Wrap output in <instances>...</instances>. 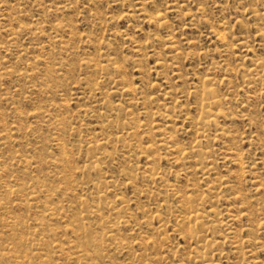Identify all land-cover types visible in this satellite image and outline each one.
Returning a JSON list of instances; mask_svg holds the SVG:
<instances>
[{"label":"rangeland","instance_id":"1","mask_svg":"<svg viewBox=\"0 0 264 264\" xmlns=\"http://www.w3.org/2000/svg\"><path fill=\"white\" fill-rule=\"evenodd\" d=\"M250 9L258 16L251 17ZM150 14H160L159 21H146ZM0 42L5 44L0 43V264H78L70 256L73 250L61 252L57 245L67 248L66 243L77 240L71 229L80 232L78 197L90 198L95 193L81 191L74 184L83 178L79 169L89 163L87 157L100 152L108 155L98 162L102 170L87 179L101 181L102 186L107 180L114 181L116 190L107 192L106 201L113 204L121 197L126 205L118 207V214L105 211V218L125 216L131 222L119 225L115 233L125 247L107 241L93 262L191 263L193 244L177 229L189 226L182 221L186 208L181 205L184 197L192 195L196 201L187 207L200 208L203 199L204 209L220 211L217 218H226L229 207L238 214L232 228L242 246L240 254L233 255V245L229 239L223 240L228 235L225 226L206 234L210 240L220 241L228 255L229 260L222 259V264H264V227H257L264 222V189H254L256 182L264 183V64L256 67L264 59V0H0ZM206 78L226 117H219L218 125L207 128V137L200 139L207 153L201 164L192 161L172 167L164 150L147 151L145 147L158 141L159 130L166 126L176 128L174 135L180 145L195 144L194 122L201 110L190 93L208 81ZM128 84L136 92L123 93L121 89ZM145 95L149 101L144 102ZM103 101L118 104L122 111L103 115ZM170 111L174 115L169 121L163 115ZM59 119L64 122L55 124ZM138 125L140 128L130 129ZM103 137L107 139L103 148L88 149ZM228 147L244 154L226 157ZM62 155L66 161L56 164L55 159ZM17 156L27 157L33 164L27 166ZM149 157L155 160L157 172L182 190L145 181ZM207 185L214 188L207 191ZM11 186L22 188L27 195L42 192L35 199L23 192L7 194L5 190ZM234 192L246 197L245 204L231 203ZM27 197V203L17 205ZM48 206L59 209L50 217ZM153 214L163 219V233L158 232L160 221ZM84 222L96 231L94 238L101 239L109 230L99 228L97 218ZM150 240L156 244L146 248ZM156 254L159 260L154 262Z\"/></svg>","mask_w":264,"mask_h":264},{"label":"bare ground","instance_id":"2","mask_svg":"<svg viewBox=\"0 0 264 264\" xmlns=\"http://www.w3.org/2000/svg\"><path fill=\"white\" fill-rule=\"evenodd\" d=\"M138 2V1H137ZM182 2V1H181ZM189 2V1H188ZM193 2V1H192ZM139 3V2H138ZM141 4V3H140ZM144 5V4H142ZM141 6V5H140ZM184 6V5H183ZM145 7V6H143ZM59 8V7H58ZM142 8V7H141ZM64 9V8H63ZM145 9V8H144ZM59 10V9H58ZM140 10V8H139ZM169 10V9H168ZM54 11V10H53ZM57 11V10H56ZM66 11V10H65ZM138 12H141V11H138ZM197 11L195 10V13ZM40 14V13H39ZM197 14V13H196ZM248 14L252 17H257L258 16V13L256 10H251L248 12ZM126 15V14H125ZM195 15V14H193ZM127 16V15H126ZM130 16V14H129ZM128 16V17H129ZM159 16L160 14H150L148 16H146L145 18L147 19L146 21H159ZM196 16V15H195ZM191 17V16H190ZM197 18V17H196ZM8 21V19H7ZM6 21V22H7ZM162 21V20H161ZM59 22H62V21H59ZM164 23V22H161V24ZM237 23L239 24V26H241V23L239 21H237ZM63 24V23H62ZM224 24V23H223ZM222 24V25H223ZM7 25V24H6ZM33 25V24H32ZM35 25V24H34ZM54 25V24H53ZM52 25V26H53ZM65 25V24H64ZM36 26V25H35ZM38 26V25H37ZM67 27V25H65ZM54 27V26H53ZM65 27V28H66ZM2 28V27H1ZM26 28V27H25ZM64 28V27H63ZM220 28V27H219ZM4 29V28H2ZM37 29V28H36ZM35 29V30H36ZM42 29V28H41ZM57 29V28H56ZM58 30V29H57ZM65 30V29H64ZM59 31V30H58ZM224 31H225V28H224ZM61 32V31H60ZM11 33V32H10ZM41 33V32H40ZM68 33V32H67ZM71 33H72V30H71ZM225 33V32H224ZM31 34V33H30ZM33 34H36V33H33ZM42 35V34H41ZM49 35H52V34H49ZM59 35V34H58ZM63 35V34H61ZM76 35V34H75ZM227 35V34H226ZM77 36V35H76ZM62 37V36H61ZM64 37V36H63ZM221 38H223L224 36H221ZM13 38V37H12ZM86 39V38H85ZM248 39V38H247ZM1 43V42H0ZM8 44V42H6ZM15 43H17L15 41ZM240 43H245L244 40L240 41ZM1 44H4V43H1ZM11 44V42L9 43ZM5 45V44H4ZM14 45V44H13ZM16 45V44H15ZM172 45V44H171ZM236 45V44H235ZM9 45H6V47H8ZM11 46V45H10ZM9 46V47H10ZM19 46V42H18V45ZM21 46V45H20ZM19 46V47H20ZM57 46V45H56ZM228 46V45H227ZM54 47V46H53ZM52 47V48H53ZM223 47V46H221ZM250 47V46H249ZM45 48V47H44ZM69 48V47H68ZM20 50L22 48H19ZM103 49V48H102ZM101 49V50H102ZM174 49V48H173ZM229 49V48H228ZM54 50V49H52ZM22 51V50H21ZM68 51V50H67ZM223 51V50H222ZM250 51V50H249ZM24 52V50H23ZM65 52V51H63ZM17 53V52H16ZM19 53V52H18ZM219 53V52H217ZM110 55V54H109ZM207 55V54H206ZM187 57V56H186ZM202 57V56H201ZM24 58V57H23ZM35 59V58H34ZM37 60V59H36ZM34 60V61H36ZM223 60V59H222ZM91 61V60H90ZM2 62V60H1ZM92 62V61H91ZM108 62L112 65V64H115V61L112 60V59H108ZM119 62V61H118ZM89 64V63H88ZM104 64V63H103ZM264 64V59L261 60V62H258L256 64V67H259L261 65ZM67 65V63H66ZM231 65V64H230ZM159 66V65H158ZM117 69H120V67L116 66ZM176 68V67H175ZM105 69V68H104ZM232 69V68H231ZM234 70V68H233ZM16 71V70H15ZM242 72V71H241ZM251 72V70H250ZM234 73V72H233ZM117 74V73H116ZM37 75V74H36ZM6 76V75H5ZM25 76V75H24ZM27 76V75H26ZM225 76V75H224ZM205 77V76H203ZM234 77V76H233ZM232 77V78H233ZM242 77V76H241ZM240 77V78H241ZM127 79V78H126ZM208 81H203L202 82V85L200 87H198L197 89H195L194 91H191L190 94H193V98H196L198 99L199 101V107H200V110H201V115L196 119L197 121L194 122V125L196 127V139H195V144L193 145H189V146H182L180 145L176 139H175V135H174V132H176V128L174 126H171V129H168V128H164V129H161L163 127H158L157 130L160 131V133H158L160 135V139L158 141H155L154 143H151V144H147L145 149L147 151H154L155 150H164L168 156L170 155V158H169V161H170V164L172 165H180V166H185L186 164L194 161L196 162L198 165L202 163V160L205 159L207 153L205 151L202 150L201 148V143H200V139H203V138H206L207 137V131L206 129L211 127V126H217V122L219 119V117H223L225 118L226 115L219 109V104H220V99H218V96L215 95V92L214 90L210 87V83H209V78H206ZM242 79V78H241ZM89 80V79H87ZM86 80V81H87ZM228 80V79H227ZM85 81V82H86ZM92 81V80H91ZM90 82V81H89ZM112 83V82H111ZM227 83V82H226ZM40 84V83H39ZM93 84V81L92 83ZM121 84V83H119ZM43 85V84H42ZM44 86V85H43ZM86 86V85H85ZM97 86V85H96ZM113 86V85H112ZM193 87V86H192ZM111 88V87H110ZM140 88V87H139ZM94 90V89H93ZM123 90L122 92H136V89L133 88V86L131 84H128V85H124V88L121 89ZM9 92V91H8ZM60 92V91H59ZM187 92V91H186ZM231 92V91H230ZM96 93V92H95ZM169 96L170 93L166 92ZM11 94V92H10ZM57 94V93H56ZM104 94V93H103ZM140 94V92L138 93ZM5 96V95H4ZM123 96V94H122ZM81 97V96H80ZM123 98V97H122ZM142 99L144 100V102L149 101V97H147V95L145 96H142ZM3 100V99H2ZM68 100V99H67ZM100 100V99H99ZM177 100V98H176ZM5 101V100H4ZM132 101V100H131ZM227 103V102H226ZM59 104V103H58ZM53 107V106H52ZM57 107V106H56ZM198 107V108H199ZM36 109V108H35ZM56 109V108H55ZM81 109V108H80ZM96 109V108H95ZM100 109L104 110V112H102L103 115H105L108 111H116L117 114H119L121 111H122V108L117 104L116 106H112L109 102L107 101H103L102 104L100 105ZM84 110V109H83ZM81 109V111H83ZM58 111V110H57ZM91 111V110H90ZM199 111V110H198ZM37 112V109L36 111ZM46 112V110H45ZM86 112V111H85ZM94 112V111H93ZM33 113V111H32ZM51 113V112H50ZM84 113V112H83ZM90 113V112H89ZM101 113V112H100ZM19 114V113H18ZM40 114V113H39ZM43 115V114H42ZM41 115V116H42ZM174 115V111H170L169 113H167V115H163L164 118H166L167 120L170 121V116ZM123 116V115H122ZM188 116V115H187ZM40 117V116H39ZM153 117V116H152ZM20 118V117H19ZM26 118V117H25ZM23 118V119H25ZM47 118V117H46ZM49 118V116H48ZM54 118V116H53ZM122 118H126V117H122ZM120 118V119H122ZM21 119V118H20ZM27 119V118H26ZM32 119V118H31ZM141 119V118H140ZM42 120V119H41ZM105 120V119H104ZM128 120V119H127ZM126 120V121H127ZM134 118L131 120V123H134ZM185 120V119H184ZM1 121V120H0ZM20 121V120H19ZM26 121V120H25ZM101 121V120H100ZM64 122L63 119H59V120H55V124L57 123V125L59 124H62ZM69 122V121H68ZM148 122V121H147ZM179 122V121H178ZM6 123V122H5ZM187 123V122H186ZM252 123V122H251ZM250 123V125H252ZM37 124V122H36ZM47 124V123H45ZM53 124V123H52ZM154 124V123H153ZM43 125V124H42ZM24 126V125H23ZM44 126V125H43ZM121 126V125H120ZM141 125H138V126H134L130 129H132L133 131L139 127L140 128ZM163 126V125H162ZM18 127V126H17ZM46 127V126H44ZM253 128V127H252ZM22 129V128H21ZM72 130V129H71ZM116 130V128H115ZM156 130V131H157ZM131 131L130 134L133 132ZM32 132V131H31ZM62 132V131H61ZM138 132V131H137ZM152 132V131H151ZM220 133V132H219ZM35 134V133H34ZM73 135V133H71ZM114 134V133H113ZM154 134V133H153ZM232 134V133H231ZM222 136H225V133L224 131H222L221 133ZM107 136V135H106ZM109 136V135H108ZM111 136V135H110ZM153 136V135H152ZM256 136V135H255ZM115 137V136H114ZM130 137V136H129ZM156 137V136H155ZM232 137V136H231ZM258 137H260L258 135ZM3 137L0 135V139H2ZM53 138V137H52ZM227 138V136H226ZM249 138H251V136H249ZM248 138V139H249ZM18 139V138H17ZM141 139V138H140ZM145 139V138H144ZM155 139V138H154ZM247 137L244 139L246 140ZM257 139H260V138H257ZM255 139V140H257ZM6 140V139H5ZM28 140V139H27ZM106 138L103 137L101 140H97V142H94V143H90V145L88 146V149H91L93 151V149L97 148V149H101L103 148L105 145H106ZM113 140V139H112ZM121 140V139H120ZM261 140V139H260ZM259 140V141H260ZM56 141H58V144L60 142V138L59 139H56ZM114 141H115V138H114ZM262 141V140H261ZM4 142V141H3ZM112 142V141H111ZM247 142V141H246ZM64 143V142H63ZM116 143V141H115ZM2 144V143H1ZM13 144V143H12ZM234 144V143H233ZM252 144V143H251ZM262 144V143H261ZM260 144V145H261ZM65 145V144H64ZM239 145V144H238ZM253 145V144H252ZM36 146V145H35ZM236 145H233V147H235ZM256 148H259L257 147V144L255 145ZM259 146V145H258ZM225 147V146H224ZM238 147V146H237ZM36 148V147H34ZM261 148V146H260ZM207 149V148H206ZM242 149V148H241ZM240 149V150H241ZM159 150V152H160ZM237 151V149H235ZM232 147H228L226 148V151H225V155L226 157H231L232 155H234V158L235 156L239 157V154H244V152L242 153H237ZM85 151V150H84ZM155 152V151H154ZM158 152V153H159ZM33 153V152H32ZM157 153V152H156ZM155 153V154H156ZM215 153V152H214ZM80 154V153H78ZM85 154V153H84ZM160 154V153H159ZM216 154V153H215ZM223 154V155H224ZM222 155V154H221ZM33 156V155H32ZM67 156V155H66ZM244 156V155H243ZM108 157L107 153L106 152H100V153H92L88 158V161L89 163L87 164H84L83 166L80 167L79 169V173L82 175V180L80 182L78 181H72V182H75L74 186H78L81 191H84V190H91L93 191V193H95V196H92L90 198H87V197H78V205L81 209V212L79 213V215H77V218H76V221L79 223V230L80 232L77 233L76 230L74 228L71 229V231L73 233H75V238L77 240H71L69 241L67 244V248H63L62 245H57L61 252H67L65 251V249H67L68 251H71L70 253V256L71 258L74 259L75 262H77L78 264H97L95 262H93V260L96 258V257H99L100 256V249L101 247H103L104 245L107 244V241H111L112 243H115L116 246H120L121 248H124L125 247V244L122 242V241H117V238H115V233L119 230L118 229V226L119 225H129L130 224V220H128L127 218H125V216L123 217H116L114 220H107L105 218V215H104V212L105 211H108L109 213H113V212H116L115 214H118V207L121 206V205H126V201L125 199L121 198V197H117L115 199V201L113 202V204L109 203L106 201V194L107 192L111 191H115L116 190V184L114 183V181L112 180H107L105 181V186H102L101 185V181H92V180H89L87 179V176L91 173H94V174H99L101 172V167L99 166V161L101 159H106ZM160 157V156H158ZM225 157V158H226ZM16 159H18L19 161L21 162H24L26 163L27 166L29 165H32L33 162L31 160H29L27 157H23V156H17L15 157ZM233 158V157H231ZM160 159V158H159ZM164 159V158H163ZM244 159V158H242ZM222 160V159H221ZM224 160V159H223ZM236 161L239 159H235ZM234 160V161H235ZM241 160V159H240ZM64 161H66V157L65 155H62L61 157L59 158H56L55 159V163L56 164H63ZM108 161V160H107ZM148 163H147V167L145 168L146 171H144V178L146 179L145 181L149 182V183H152V184H158L159 186L161 187H165V188H170L172 189L173 191H176V189L179 187L177 186V184H172V183H169L167 182V180H165V174L164 173H160V172H157V168L154 166V162L155 160L152 159V158H148ZM207 161V160H206ZM225 161V160H224ZM243 161V160H241ZM208 162V161H207ZM206 162V163H207ZM210 162V161H209ZM230 161H228L229 163ZM240 162V161H239ZM105 163V162H104ZM232 163V162H230ZM229 163V164H230ZM256 163V162H255ZM262 163V162H261ZM215 164V163H214ZM243 164V163H242ZM101 165V164H100ZM196 165V164H195ZM216 165V164H215ZM250 165V164H249ZM254 165V164H253ZM257 165V164H255ZM242 166V165H241ZM252 166V165H251ZM194 167V166H193ZM240 167V165H239ZM244 167V166H242ZM240 167V168H242ZM254 167V166H253ZM259 167V166H258ZM239 168V169H240ZM247 168V166H246ZM126 169V168H125ZM128 169V168H127ZM186 169V168H185ZM184 169V170H185ZM217 169V168H216ZM248 169H250L248 167ZM258 169V168H257ZM256 169V171H257ZM201 170V169H200ZM231 170V169H230ZM244 170V168H243ZM260 170V169H259ZM263 170V169H262ZM159 171V170H158ZM195 171V169H194ZM248 171V170H246ZM245 171V172H246ZM252 171L254 172V170H251V173ZM264 171V170H263ZM4 172H9V169H5ZM232 172V171H231ZM193 173V172H192ZM236 173V172H235ZM247 173V172H246ZM257 173V172H255ZM264 173V172H263ZM129 174V173H128ZM191 174V173H190ZM213 174V173H212ZM244 174V173H243ZM253 174V173H252ZM220 177L223 176V175H220L218 174ZM228 176V174H226ZM232 175V173H231ZM234 175V173H233ZM264 175V174H263ZM98 176V175H96ZM137 176V175H136ZM139 176V175H138ZM174 176V175H173ZM225 176V175H224ZM243 176V175H242ZM141 177V174L140 176ZM168 177V176H167ZM216 177V176H214ZM229 177V176H228ZM116 178V177H115ZM213 178V176H212ZM225 178V177H223ZM222 178V179H223ZM231 178V177H230ZM118 179V178H117ZM131 179V178H129ZM170 179V177H169ZM168 179V180H169ZM234 179V178H233ZM116 180V179H115ZM127 180V179H126ZM221 180V179H220ZM119 181V180H118ZM218 181V180H217ZM215 181V182H217ZM230 181V180H229ZM128 182V181H127ZM172 182V181H171ZM224 182V181H223ZM222 182V184H224ZM239 182V181H237ZM126 184V183H125ZM192 184V183H191ZM152 185H150L151 187ZM203 186H201L202 188ZM205 187V186H204ZM221 187V186H220ZM135 188V187H134ZM154 188V186L152 187ZM214 187L212 186H206V190L207 191H211ZM187 189V187H186ZM219 189V188H217ZM255 191H258L260 192L261 190L264 189V183L263 182H256L255 184ZM152 190V189H150ZM149 190V191H150ZM163 190V189H162ZM166 190V189H165ZM162 191V192H165ZM179 190H182L179 189ZM202 190V189H201ZM227 190V189H226ZM154 191V190H153ZM188 191V190H187ZM202 191H205L202 190ZM214 191V190H213ZM224 191V190H223ZM221 191V192H223ZM5 192L7 194L9 193H15V194H20L21 192L25 193L27 195L26 192H24V190L20 187H8L6 188ZM42 192V190H39V191H31L28 193L29 196H32L34 199L35 197L37 196L38 193ZM152 192V191H151ZM158 192V191H157ZM166 192H170L169 190L166 191ZM225 192V191H224ZM227 192V191H226ZM225 192V193H226ZM232 192V190H231ZM155 193V192H154ZM179 193V191L177 192ZM182 193V192H181ZM188 193V192H187ZM186 193V194H187ZM71 194V193H70ZM157 194V193H156ZM168 196L169 193H167ZM172 194V193H171ZM218 194V193H217ZM27 195V196H28ZM94 195V194H93ZM141 195V194H140ZM185 195V193L183 194V196ZM203 195V194H202ZM222 196V195H221ZM201 197V196H200ZM215 197V196H214ZM213 197V198H214ZM231 197V203H240V204H245V200H246V197L241 193V192H234L232 194ZM108 198V197H107ZM167 198V197H166ZM171 198V197H170ZM175 198V197H174ZM177 198V197H176ZM204 198V197H203ZM219 198V196H218ZM165 199V197H164ZM176 200V199H175ZM174 200V201H175ZM154 201V200H153ZM196 201L195 198L192 197V195H189L187 197H184V202L183 204L181 205V207L183 208V206L186 208L185 210V213L186 215L182 217V221L183 222H186L189 226L188 228L186 229H181L179 228V230L177 229V231H180L181 234H183L185 237H187L189 240H190V243L193 244L192 246V254L193 256H191V263L188 262V264H222V259H226V260H229L228 259V255L225 256V253L223 252V250L220 248L221 245H220V241H217V239H212L210 240L209 238H207V235L211 230H214L216 227L218 228V226L220 227H226V233L228 234L225 238H223L224 241H226V239H229V242L233 245L234 247V250H232V254H240L239 252V249L242 247V246H239L238 245V240L236 239L237 237L234 235V231H233V228H232V224L235 222L236 218H237V215L238 214H235L233 213V209L231 207L227 208L226 211H225V214H227L226 218L222 219H219L217 218V216L220 214V211L217 212L214 210L213 207H210L209 209H204V202H203V199H201V202L199 203L201 205L200 208H191L190 206L187 207L189 204L191 203H194ZM223 201V200H222ZM27 203L28 202V197L26 199H20V202L17 203L18 206H21L23 203ZM77 204V203H75ZM173 207V206H172ZM221 207V206H220ZM223 207V205H222ZM59 208L58 207H51V206H48L47 208V211H48V216L50 215V217L52 215H54V212L56 210H58ZM139 209V210H138ZM137 211H140L141 208H138ZM220 209V208H219ZM143 210V209H141ZM156 210V209H155ZM255 210V209H254ZM134 211V210H133ZM135 212V211H134ZM133 212V213H134ZM241 213V212H239ZM136 214V213H135ZM250 214V213H249ZM71 215V214H70ZM137 215H140L139 214H136ZM143 215V214H142ZM154 215V214H153ZM142 217V216H141ZM145 217V216H144ZM244 217V216H243ZM90 218H97L99 219V228L101 227H109V230L107 232V234L104 233L103 237L101 239H98V238H94V233H96V231L93 230L92 228V225L90 223H85L84 221L90 219ZM138 219V217H136ZM153 218L158 221H160V225L158 227V232L160 233H163L162 231L164 230V224H161L163 219L159 216V215H154ZM246 218V217H245ZM60 219H63V217H61ZM151 219V218H150ZM176 219V218H175ZM134 220V219H133ZM151 221V220H149ZM148 221V222H149ZM157 221V222H158ZM176 221H179L176 219ZM15 222V221H14ZM182 222V223H183ZM15 225V223H13ZM75 224V223H74ZM145 224V223H144ZM167 224V223H166ZM184 224V223H183ZM59 225V224H58ZM64 225V224H63ZM140 225V223H139ZM149 225V224H148ZM180 224L179 223H176L175 226H179ZM147 226V225H146ZM145 226V227H146ZM257 227L258 228H263L264 227V222H259L257 224ZM138 228V227H137ZM156 229V228H155ZM66 230H69L68 228ZM248 231H250L248 229ZM0 232H3L2 230H0ZM71 232V233H72ZM69 233V232H68ZM220 234V233H219ZM72 235V234H71ZM73 235V236H74ZM217 236V235H216ZM215 237V236H214ZM182 238V237H181ZM186 238V239H187ZM211 238V236H210ZM120 239V238H119ZM149 239V238H148ZM222 239V238H221ZM256 239V237H255ZM254 239V240H255ZM4 240V239H3ZM7 240V239H6ZM168 240V239H167ZM15 243V242H14ZM189 243L186 241V244ZM250 243V240L247 241V244ZM254 243V242H253ZM155 241L154 240H150V241H147L145 246L146 248L148 247H154L155 246ZM227 244V243H226ZM255 244V243H254ZM181 246V245H180ZM248 246V245H247ZM257 246V245H256ZM230 247V246H228ZM245 247V246H244ZM157 248V247H156ZM160 248V247H159ZM184 248V247H183ZM189 248V245L188 247ZM259 248V246H258ZM165 250V249H164ZM174 250V249H173ZM246 250V249H245ZM153 251V250H152ZM161 251V250H160ZM186 251V250H185ZM254 251V250H253ZM110 252V250H109ZM189 252V251H188ZM249 252V256L251 255V251H247ZM125 253V252H124ZM161 253V252H160ZM172 253V252H171ZM3 254V253H2ZM150 254V252H149ZM164 254V253H162ZM1 255V254H0ZM157 255L156 256L154 255V257H152V260L154 262H157L159 259L157 258ZM2 256V255H1ZM248 256V255H247ZM253 257V256H252ZM189 258V259H190ZM161 259V257H160ZM151 260V261H152ZM171 260V259H169ZM90 261V262H88ZM174 262V260H173ZM45 263H47V261H45ZM159 263H164V264H170L166 261L163 260V262H159ZM228 263V262H227Z\"/></svg>","mask_w":264,"mask_h":264}]
</instances>
